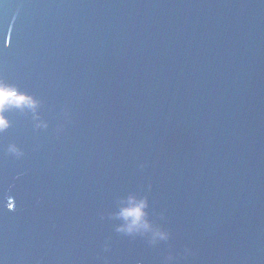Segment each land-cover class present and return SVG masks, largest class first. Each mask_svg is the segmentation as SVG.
I'll return each mask as SVG.
<instances>
[{
	"label": "water",
	"instance_id": "1",
	"mask_svg": "<svg viewBox=\"0 0 264 264\" xmlns=\"http://www.w3.org/2000/svg\"><path fill=\"white\" fill-rule=\"evenodd\" d=\"M0 79V264H264V0H0Z\"/></svg>",
	"mask_w": 264,
	"mask_h": 264
},
{
	"label": "clouds",
	"instance_id": "2",
	"mask_svg": "<svg viewBox=\"0 0 264 264\" xmlns=\"http://www.w3.org/2000/svg\"><path fill=\"white\" fill-rule=\"evenodd\" d=\"M38 105L39 101L34 97L20 91L16 85L0 79V132H3L9 126L4 112L16 108L21 111L29 109L35 113ZM5 151L17 157L22 155L15 144H9ZM122 204L126 206L120 207L119 211L115 213L117 218L124 221L122 225L117 226V232L127 236L148 234L150 244L156 243L157 240H166L168 238L166 231L153 228L147 220V213L144 211L147 207L146 198L136 199L134 196H129L126 201H122ZM4 207L9 211L13 210L10 203L4 204ZM105 250H107V246H105Z\"/></svg>",
	"mask_w": 264,
	"mask_h": 264
}]
</instances>
